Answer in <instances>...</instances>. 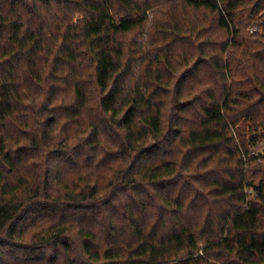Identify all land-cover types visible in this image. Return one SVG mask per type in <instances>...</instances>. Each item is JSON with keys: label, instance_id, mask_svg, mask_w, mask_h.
I'll return each mask as SVG.
<instances>
[{"label": "trees", "instance_id": "1", "mask_svg": "<svg viewBox=\"0 0 264 264\" xmlns=\"http://www.w3.org/2000/svg\"><path fill=\"white\" fill-rule=\"evenodd\" d=\"M264 0H0V264H264Z\"/></svg>", "mask_w": 264, "mask_h": 264}, {"label": "rangeland", "instance_id": "2", "mask_svg": "<svg viewBox=\"0 0 264 264\" xmlns=\"http://www.w3.org/2000/svg\"><path fill=\"white\" fill-rule=\"evenodd\" d=\"M252 151L254 153L264 154L262 143H259L256 146H254L253 149H252Z\"/></svg>", "mask_w": 264, "mask_h": 264}]
</instances>
